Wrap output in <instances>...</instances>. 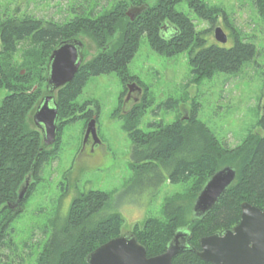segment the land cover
I'll return each instance as SVG.
<instances>
[{
	"label": "trees",
	"instance_id": "trees-1",
	"mask_svg": "<svg viewBox=\"0 0 264 264\" xmlns=\"http://www.w3.org/2000/svg\"><path fill=\"white\" fill-rule=\"evenodd\" d=\"M150 1L114 0L111 9L102 6L98 11L95 10L97 1L91 9L79 1L72 6L77 14L62 21L45 20L27 13L18 16L5 11L0 14V89L10 91L0 105V262L3 264H9L10 256L33 253L32 245L29 251L25 241L20 252V244L13 240L11 228L41 184L43 167L59 157L64 127L78 119L89 123L96 117L97 122L100 108L93 111L90 101H77L85 85L93 76L112 72H116L125 85L129 64L145 34L151 48L159 54L175 56L188 52L195 82L219 73L235 74L256 63L259 54L256 44L236 31L221 7L204 0ZM182 3L211 24L218 16L222 17L225 25L234 31V44L226 47L216 40L208 44L207 30H198L190 15L177 9ZM253 3L264 22V0H253ZM134 7L140 12L132 19L127 11ZM84 36L99 48L88 60ZM74 38L85 43L86 59L74 79L54 93L59 133L56 142L46 146L41 131L31 126L32 117L43 94L48 93L45 84L50 54L61 41ZM19 50L23 51L22 60L16 62L14 55ZM168 103L169 107H175L178 101L173 99ZM144 107L146 105L136 104L124 116L123 127L135 144V160L130 164L135 180L155 187L168 180L185 184L187 188L167 198L164 216L148 217L144 225H136L132 233L151 257L163 253L177 230L182 229L191 235L190 248L174 256L172 264H213L197 254L201 249L200 238L236 226L241 219L243 202L264 210V134L251 130L238 145L230 147L199 118L201 103L197 100L190 105L187 119L178 117L168 124L159 122L153 129L144 131L139 127ZM92 112L96 116L91 117ZM257 127L264 128V116ZM224 166L235 168L236 180L207 214L194 217L192 208L199 192ZM27 180L28 190L22 202L16 205L19 190ZM59 189L63 197L68 186L61 182ZM110 195L105 190L86 189L71 200L67 209L57 204L49 221L51 235L34 254L36 264H88L86 257L90 252L124 234L122 215L109 211ZM56 201L53 203H58Z\"/></svg>",
	"mask_w": 264,
	"mask_h": 264
},
{
	"label": "rangeland",
	"instance_id": "rangeland-1",
	"mask_svg": "<svg viewBox=\"0 0 264 264\" xmlns=\"http://www.w3.org/2000/svg\"><path fill=\"white\" fill-rule=\"evenodd\" d=\"M79 1L90 9L97 1L96 11L102 6L111 9L114 3V0H0V14L5 11L18 16L27 13L45 20L62 21L72 19L77 14L72 6ZM204 1L226 10L236 31L256 44L259 52L256 63L245 66L235 74L219 73L210 79L195 82L188 52L175 56L159 54L151 48L145 34L129 64L125 85L116 72L91 77L77 101H90L89 107L93 111L100 108L96 129L101 142L90 138L84 141L88 125L84 119L64 127L59 157L43 167L41 184L27 200L11 228L13 240L20 244V250L25 241L29 244V251L32 245L33 253L10 256L9 264H36V250L42 249L51 235L48 228L53 208L58 204L67 209L71 200L83 190L101 189L111 193L109 211L122 215L124 234L132 233L136 225L142 227L150 216H164L163 207L167 198L185 192V184H174L167 180L155 187L135 180L130 165L135 160V144L123 127L124 116L134 105H146L139 122V127L144 131L153 129L159 122L168 124L178 117H188L190 105L197 100L201 103L199 118L230 147L238 145L251 130L264 134V128L257 127L259 119L264 116V22L253 0ZM177 9L188 13L198 30H207L205 38L208 44L216 42L214 29L218 25L224 27L229 35L224 45L230 47L234 44V31L231 32L222 17L218 16L211 24L191 12L186 3L177 5ZM83 40L87 52L85 59L88 60L98 53L99 48L89 37L84 36ZM22 53L19 50L14 55L16 62L22 60ZM131 80L139 85L142 93L131 92L124 106L129 91L127 83ZM9 93L6 88L0 89V105ZM46 94L45 91L43 96ZM173 99L178 104L169 107L168 102ZM93 116H96L95 112L91 113ZM31 126H36L34 121ZM61 182L68 186L67 194L63 197H60ZM53 201L58 203L54 204ZM7 253L5 256H8Z\"/></svg>",
	"mask_w": 264,
	"mask_h": 264
},
{
	"label": "water",
	"instance_id": "water-1",
	"mask_svg": "<svg viewBox=\"0 0 264 264\" xmlns=\"http://www.w3.org/2000/svg\"><path fill=\"white\" fill-rule=\"evenodd\" d=\"M139 12L138 8H133L127 11V15L135 19ZM214 38L225 44L229 36L218 25L214 29ZM84 48L85 43L81 39H67L61 41L50 54L46 76L48 94L41 98L33 114V121L41 131L46 146H52L59 133V111L54 93L74 79L85 59ZM90 136L96 142L99 140L96 117L89 121L84 141ZM236 176L237 171L232 166H224L215 172L199 192L192 208L193 216L200 218L207 214L233 184ZM28 187L29 180L20 188L16 205L22 202ZM190 236L187 231L177 230L163 253L149 257L145 246L133 233L122 234L90 252L86 260L88 264H172L174 256L190 248ZM200 248L197 254L213 264H264V210L243 202L240 222L223 233L201 237Z\"/></svg>",
	"mask_w": 264,
	"mask_h": 264
},
{
	"label": "flooded vegetation",
	"instance_id": "flooded-vegetation-1",
	"mask_svg": "<svg viewBox=\"0 0 264 264\" xmlns=\"http://www.w3.org/2000/svg\"><path fill=\"white\" fill-rule=\"evenodd\" d=\"M164 29L167 31V29H166V27H164ZM127 87H129V91H127V96H126V99H125V102H124V106L126 105V103H127V99H129V97L131 96V92H135V93H139V94H141L142 93V90H141V88L139 87V85L136 83V82H134V80H131V81H129V83H127ZM135 99H137V98H134V100ZM126 111V110H125ZM90 139H93V140H95L94 138H93V136H90L89 137ZM99 138V137H98ZM89 140V139H88ZM96 142V141H95ZM97 142H101V140L99 139Z\"/></svg>",
	"mask_w": 264,
	"mask_h": 264
}]
</instances>
